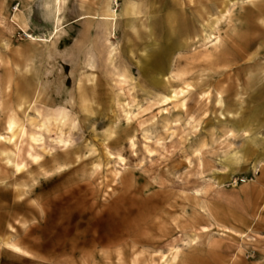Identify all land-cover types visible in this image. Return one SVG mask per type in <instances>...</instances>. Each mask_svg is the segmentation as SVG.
Here are the masks:
<instances>
[{"label":"rangeland","instance_id":"obj_1","mask_svg":"<svg viewBox=\"0 0 264 264\" xmlns=\"http://www.w3.org/2000/svg\"><path fill=\"white\" fill-rule=\"evenodd\" d=\"M166 257L264 264V0H0V264Z\"/></svg>","mask_w":264,"mask_h":264},{"label":"bare ground","instance_id":"obj_2","mask_svg":"<svg viewBox=\"0 0 264 264\" xmlns=\"http://www.w3.org/2000/svg\"><path fill=\"white\" fill-rule=\"evenodd\" d=\"M58 1V3H59V6H61L62 4H63V2H64V0H57ZM247 1H249V0H247ZM181 92H182V90H181ZM175 94V93H174ZM169 98H171V97H168V99ZM16 122V121H15ZM7 123V122H6ZM9 123V122H8ZM13 123H9L8 124V131H10V132H12L13 131V125H12ZM20 128V127H19ZM9 140H10V138H9ZM13 166H14V168H15V170L16 171H18V170H20L21 169V167L23 166V164H22V162L21 161H18V160H15L14 162H13ZM173 255V254H172ZM173 257V256H172ZM167 261H168V258L166 257V258H164L163 259V263L165 264V263H167ZM171 260H169V262H170Z\"/></svg>","mask_w":264,"mask_h":264}]
</instances>
